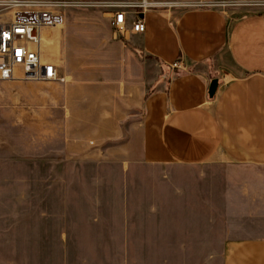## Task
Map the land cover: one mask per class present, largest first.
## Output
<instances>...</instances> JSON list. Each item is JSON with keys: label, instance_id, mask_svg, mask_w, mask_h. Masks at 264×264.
Here are the masks:
<instances>
[{"label": "crops", "instance_id": "crops-1", "mask_svg": "<svg viewBox=\"0 0 264 264\" xmlns=\"http://www.w3.org/2000/svg\"><path fill=\"white\" fill-rule=\"evenodd\" d=\"M65 1L88 5L64 9V24L44 29L40 46L43 60L65 81L25 80L21 72L0 80V92L18 90L10 98L24 118L33 114L40 130L35 150L49 129L51 144L67 155L93 152L98 164L120 155L109 162L121 169L216 165L243 171L231 175L222 192L227 227L220 243L216 223L204 224L202 206L124 207L113 229L98 220L90 225L98 232L89 234L90 247H113L116 254L76 257L74 210L66 208L49 225L60 251L35 263L264 264V8L235 15L264 0H229L230 10L125 8L127 27L140 18L146 30L124 35L111 23L116 8L110 4L135 0ZM176 62L181 67L173 69ZM213 78L219 85L211 97ZM32 226L38 233L48 225ZM10 232L9 223L0 224V248L10 243ZM204 246H220L223 255L204 261ZM0 264H11L1 252Z\"/></svg>", "mask_w": 264, "mask_h": 264}, {"label": "rangeland", "instance_id": "rangeland-1", "mask_svg": "<svg viewBox=\"0 0 264 264\" xmlns=\"http://www.w3.org/2000/svg\"><path fill=\"white\" fill-rule=\"evenodd\" d=\"M220 1L214 8H233V1ZM263 8L243 6L235 15ZM9 18V12L0 14V20ZM17 91L3 88L0 92V224L11 226V241L8 245L5 242L0 252L11 264H37L36 258L46 260L60 251L49 225L60 220L57 210L66 208L74 210L75 247L71 250L76 257L116 254L113 247H90L89 234H98L90 231L93 228L90 225L98 220L103 228L113 229L115 213L124 207L202 206L207 214L203 216L204 224L207 220L216 223L217 243L221 242V232L227 227L222 192L229 186L231 175L241 177L242 168L134 165L121 169L115 162H109L121 159L120 155H108L107 162L101 164L95 162L101 158L93 152L86 156L67 155L62 147L51 144L49 129H43L42 149L35 150V138L40 130L34 125L33 114L27 113L25 119L18 102L10 98ZM181 193L190 198H179ZM36 224L48 226L38 233L29 230ZM223 250L220 246H204V261L210 256L220 258ZM134 253L139 254V249H134Z\"/></svg>", "mask_w": 264, "mask_h": 264}, {"label": "built area", "instance_id": "built-area-1", "mask_svg": "<svg viewBox=\"0 0 264 264\" xmlns=\"http://www.w3.org/2000/svg\"><path fill=\"white\" fill-rule=\"evenodd\" d=\"M220 3V0L194 3H181L174 0H135L122 4L113 3L110 5L116 10L111 23L115 31L121 35H124L128 29L134 33H143L146 30L143 19L137 18L130 28L127 27L125 8L144 12L172 6L214 8ZM255 4L264 6V2ZM85 5L88 3L65 0H0V14L10 13L9 19L0 20V80L13 79L21 72L25 80L65 81L56 65L42 58L40 48L42 32L46 28L64 24V9ZM171 67L180 68L181 63H173Z\"/></svg>", "mask_w": 264, "mask_h": 264}, {"label": "water", "instance_id": "water-1", "mask_svg": "<svg viewBox=\"0 0 264 264\" xmlns=\"http://www.w3.org/2000/svg\"><path fill=\"white\" fill-rule=\"evenodd\" d=\"M219 85V79L218 78H213L211 80L210 86H209V95L213 97L217 91Z\"/></svg>", "mask_w": 264, "mask_h": 264}]
</instances>
